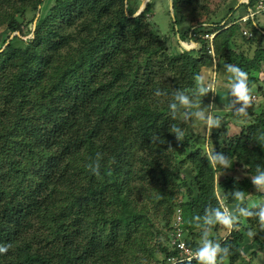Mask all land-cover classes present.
Listing matches in <instances>:
<instances>
[{"label":"trees","instance_id":"1","mask_svg":"<svg viewBox=\"0 0 264 264\" xmlns=\"http://www.w3.org/2000/svg\"><path fill=\"white\" fill-rule=\"evenodd\" d=\"M48 1L0 0L8 35L0 47V264H161L175 255L179 197L188 247L207 244L215 262L252 264L240 245L245 233L258 242L253 232L264 222L261 204L248 208L264 186L255 183L264 176V108L229 139L211 134L213 149L193 148L200 134L189 129L195 105L213 96L201 69L223 55L244 74L247 98L262 95L254 86L264 50L250 59L231 50L238 21L181 32L178 0L172 32L196 46L170 55L147 24L150 4L136 14L137 0ZM257 1L242 4L247 11ZM24 38L25 47L13 46ZM238 169L242 176L229 175ZM221 201L231 206V228L215 218Z\"/></svg>","mask_w":264,"mask_h":264},{"label":"rangeland","instance_id":"2","mask_svg":"<svg viewBox=\"0 0 264 264\" xmlns=\"http://www.w3.org/2000/svg\"><path fill=\"white\" fill-rule=\"evenodd\" d=\"M259 1L260 0H258L256 3L254 2L252 9H255ZM51 2L52 0H49L47 2V6H49ZM242 3H248V0H178V17L179 19L182 17L184 18L182 24L180 25V30L181 32H187L190 26L199 24L204 25L205 32L212 31L210 24H217L221 27V30H231L234 27H228L233 26V23L237 21L239 22L240 20L238 30L234 28L235 33L232 39L231 50L237 54L242 52L245 58L250 59L255 56L257 50H264V14H257L254 26L252 23L247 25L246 23L248 20L250 21L251 18L247 21L242 20L244 16L248 15V10L246 11ZM146 4H150V18L147 20L149 29L159 33V36L164 41L165 49L169 55L173 54L174 51L177 53L178 45L180 48L187 50L196 46L195 43H181L179 41L177 43L171 27V16H173V6L171 0H137L134 3V6L138 7L136 14H139ZM238 6L241 7L238 8ZM236 8H238V10ZM231 9H234L235 12L228 14ZM44 12L46 14L47 10H44L43 13ZM252 34L255 41L250 43L246 42L244 39L249 40V38L252 37ZM13 35L15 34H12V36ZM7 36V26L6 24H2L0 26V47L3 45V41ZM27 38H32V34L27 36ZM23 40H25V38L14 41L13 46L19 48L25 47L22 42ZM223 57V55H220L217 59L218 63L216 64L219 66L218 68L214 69V67L212 68L211 66L209 67L211 71H207L206 68H202L200 71V79L204 91H206V85L209 84L212 79L214 80V71H216L218 78L216 79L215 76L216 80L214 81V87L212 90L213 96L211 100L195 105L196 113L190 119L192 121L190 122L189 132L200 134V136L199 138H196L195 143L191 145L193 148L213 149L214 147H210V145H212L214 142V137L211 138V134L214 135L219 132L221 133V136H224V138L228 137L229 139V137H231L234 133H238L242 125H248L251 123L253 114H257L261 109L264 108V61L260 63L258 74L259 83L254 86V88L257 86L262 88L261 92L263 96L261 94H254L255 97L251 96L247 98V100L242 101L240 96L235 93V85L240 83V80L237 78L234 72L230 71L232 67L225 64ZM243 84L245 86V76ZM229 88L230 92H232V96L230 95V98H228L229 95L227 91ZM254 91L255 89L253 88L249 90L250 93ZM230 99L231 102L229 105L227 101ZM1 108L2 105H0V109ZM207 110L209 111L208 114L206 113ZM205 115H207V120L204 119ZM189 116V113L185 111L182 114V120L187 122V120H189ZM203 134L205 137L207 136L209 144H207V140H202L201 136ZM187 154L188 150L181 152L178 156V159H185ZM185 168L186 166L182 168L183 173L186 170ZM186 174V177H192L190 173ZM230 174L235 175L236 177L243 175L239 169L233 170V172L229 173V175ZM263 190L264 187L260 191L262 192ZM179 200H181V197L177 199V201ZM262 201L263 203H261V206L264 208V197ZM198 264H205V262L200 259ZM215 264H229V262L227 260H219L218 262H215ZM237 264H239V262Z\"/></svg>","mask_w":264,"mask_h":264},{"label":"built area","instance_id":"3","mask_svg":"<svg viewBox=\"0 0 264 264\" xmlns=\"http://www.w3.org/2000/svg\"><path fill=\"white\" fill-rule=\"evenodd\" d=\"M262 13L264 14V0H260L257 3V6L255 7V9L248 10L247 12L248 15L244 16L242 20L247 21L250 18L252 20L253 18L257 16V14H262ZM213 36L214 34L205 35L204 39H208L209 41H211ZM208 52L209 54H212L211 48H209ZM213 87H214V80L212 79V81L206 85L205 89L206 91L212 92ZM180 203H181V200L177 201V206L174 209L172 224H171L172 228L170 232V245L175 255L165 257L161 264H193L194 262L200 259L199 256L197 255L198 252L188 247V245L185 242L182 214H181V209L179 206ZM230 207L231 206L228 205V203L221 201L220 208L222 211V215L231 216ZM227 226L231 228V224Z\"/></svg>","mask_w":264,"mask_h":264},{"label":"crops","instance_id":"4","mask_svg":"<svg viewBox=\"0 0 264 264\" xmlns=\"http://www.w3.org/2000/svg\"><path fill=\"white\" fill-rule=\"evenodd\" d=\"M218 67L219 66H215L214 69H216ZM212 68H213V66H212ZM206 69H207V71H211L210 68H206ZM221 73H222V71H221ZM215 76H216V79H217L218 77H217L216 71H214V77ZM216 79H214V81ZM227 91H228V95H229L228 98H230L232 96V92H230V88L227 89ZM227 102L230 105L231 99L228 100ZM228 107H230V106H228ZM263 187L264 186H262L258 190H253L251 192V197L248 200V208H250V207H252L254 205H258V204L263 203L262 199L264 197V190L262 192L260 191ZM259 194H260V196H259ZM236 216H240V213H237ZM244 224H247V223L244 222ZM223 235H224L223 231H220L219 232V236H223ZM253 235H254V237L257 238V240H258L259 243L257 241L254 242L253 239H250L247 236V234L245 233L244 234V237H243V241H242V243L240 245L241 253L246 257V260L248 258H250L251 260L249 259V261L252 264H264V246H263L264 245V222L261 223L257 227V230H255V232H253Z\"/></svg>","mask_w":264,"mask_h":264},{"label":"clouds","instance_id":"5","mask_svg":"<svg viewBox=\"0 0 264 264\" xmlns=\"http://www.w3.org/2000/svg\"><path fill=\"white\" fill-rule=\"evenodd\" d=\"M257 17V16H256ZM230 71L234 72L237 76V78L240 80V83H238L237 85H235V93L240 96L241 99L247 100V96L245 95V88H244V84H243V80H244V74L242 72H239L237 69L232 68L230 69ZM180 100L182 103H187L186 98L184 97H180ZM223 162V161H221ZM256 184H264V176H260L258 178H256L255 180ZM241 214L242 215H250V213L244 211L243 209H241ZM260 216V218L262 220H264V208L261 209V211L258 214ZM215 218L216 220H218L219 222L225 224V225H230L232 220L235 217H232L230 215H222L219 211H217L215 213ZM206 222H211L210 220H206ZM5 249L4 248H0V252H3ZM217 249L212 247L210 248L207 244L204 245V247L202 249H200L197 253V255L199 256V258L205 262V264H215V253H216Z\"/></svg>","mask_w":264,"mask_h":264},{"label":"water","instance_id":"6","mask_svg":"<svg viewBox=\"0 0 264 264\" xmlns=\"http://www.w3.org/2000/svg\"><path fill=\"white\" fill-rule=\"evenodd\" d=\"M8 42V41H7Z\"/></svg>","mask_w":264,"mask_h":264}]
</instances>
